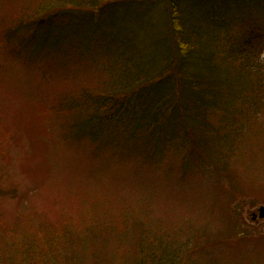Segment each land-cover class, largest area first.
<instances>
[{
    "label": "trees",
    "instance_id": "16d2710c",
    "mask_svg": "<svg viewBox=\"0 0 264 264\" xmlns=\"http://www.w3.org/2000/svg\"><path fill=\"white\" fill-rule=\"evenodd\" d=\"M155 1L161 2L167 21L159 41L167 38L171 43L170 53L157 71L149 67L136 44L133 31H145L141 21L146 15L138 13L135 0H45L44 12L34 18L23 12L4 29L3 46L10 57L26 68L37 67L36 72L50 77L52 83L71 82L80 71L94 73L96 77L90 74L92 88L58 101L62 108L58 114L68 113L69 119L61 120L66 137L83 138L89 147L105 145L115 154L131 155L136 148L146 153L148 160L157 152L170 153V141L181 137L177 148L181 150L176 154H183L187 163H194L197 145L213 140L210 149L217 163L213 172L233 182L234 159L248 156L241 148L234 150L236 138L244 136L243 120L238 116L254 118L264 102V73L259 61L264 52V18L256 25L248 15L239 18L233 14L237 18L233 21L229 12L235 6L251 8L252 2L260 6L264 0ZM240 21L239 29L245 24V31L231 34ZM104 54L108 62L102 66L96 58L102 59ZM222 54L228 63L213 68V59ZM200 58L205 59L203 63ZM223 69L232 75L224 74ZM10 112L0 109V141L1 133L9 129L6 115ZM12 146L16 144L7 149ZM10 161L5 148L0 149V162ZM204 168L207 172L210 167ZM32 186H37L36 180ZM30 188L28 195L37 194L33 192L36 187ZM8 189L0 186V197L16 200L18 215L10 225L0 226V264H193L192 248L206 234L202 229L188 231L177 223H168L171 228H165L161 223L148 226L144 221H130L140 234L137 244L108 260L96 249L103 242V226L88 218L86 210L70 217L87 203L84 197L77 208L78 189L76 206L67 202L70 191L66 188L53 194L52 201H57L60 209L41 211H36L39 204L24 190ZM26 200L37 206L21 211ZM1 204L5 205L2 199ZM184 210L191 213L187 205ZM203 215L208 216L205 211ZM200 218L204 222L208 219Z\"/></svg>",
    "mask_w": 264,
    "mask_h": 264
},
{
    "label": "rangeland",
    "instance_id": "374dc122",
    "mask_svg": "<svg viewBox=\"0 0 264 264\" xmlns=\"http://www.w3.org/2000/svg\"><path fill=\"white\" fill-rule=\"evenodd\" d=\"M44 2L0 0V109L11 111L6 115L9 129L1 133L3 140L0 141V149L5 148L11 161L0 162V186L11 191L24 190L26 195L28 187H36L33 192L37 194H29L31 200L39 204L36 211L60 209L59 203L52 201L53 194L66 188L70 191L67 202L76 206L78 189L77 208L84 197H87V203L70 217L81 215L86 210L88 218L103 226V242L96 249L108 260H115L123 249L129 251L133 244H137L140 234L136 233L131 222L138 220L148 226L161 223L162 227L171 228L168 223H177L188 231L205 230L200 244L194 248L188 245L189 249H194L191 253L193 264H264V218L252 216L255 210L264 207V102L259 105L260 114L254 118L246 111L244 113L249 118L238 116V120H243L244 136L236 138L238 146L234 150L241 148L240 151L247 152L248 156L240 155L234 159L233 182L213 172L212 168L215 169L217 164L213 161L214 150L210 149L213 140L206 145H197L194 163H187L183 154H176L181 150L177 149L181 137L170 141V153H154L152 160L136 148L131 155L128 152L115 154L105 145L89 147L83 138L73 140L66 137L61 120L69 119L68 113L58 114L62 109L57 106L58 101L77 92L73 95L76 97L92 88L94 84H89L94 73L80 71L71 77V82L62 85L52 83L50 77L36 72L37 67L26 68L10 57L2 40L4 29L19 14L24 12L29 15L27 18H34L37 13L44 12ZM134 5L139 14L146 15L141 21L145 31H133L136 44L149 67L157 71L163 66L162 59L171 48L167 38L163 41L167 43L159 41L167 26L161 2L135 0ZM250 7L245 10L233 7L229 12L232 20L237 19L233 14H238L239 18L245 15L252 17L256 25L263 21L264 4L257 6L252 2ZM241 22L234 25L231 34L245 31V24L239 29ZM158 43L162 44L158 47ZM139 46L147 50H141ZM102 56L96 60H100L103 66L108 58L105 54ZM263 56L264 52L259 55V61L264 73ZM225 63H228L225 54L212 61L215 69L224 67ZM222 71L232 75L231 71ZM98 80L101 81V77ZM40 108L42 110L38 112ZM70 120L75 119L70 117ZM9 144L16 146L8 150ZM185 147L182 148L184 151L188 146ZM197 155L201 159L197 160ZM198 164L210 168L206 172ZM35 180L37 186H32ZM0 199L5 203L0 205V213L3 212L0 226H7L18 215V202L9 197ZM32 204L26 200L21 211L28 206L35 208L36 204ZM185 205L191 213L184 210ZM204 211L208 216L203 215ZM201 216L207 217V221L204 222ZM154 233H157L155 228ZM203 258L207 261H202Z\"/></svg>",
    "mask_w": 264,
    "mask_h": 264
},
{
    "label": "water",
    "instance_id": "95a60500",
    "mask_svg": "<svg viewBox=\"0 0 264 264\" xmlns=\"http://www.w3.org/2000/svg\"><path fill=\"white\" fill-rule=\"evenodd\" d=\"M258 217L259 219H263L264 218V207L261 206L258 208L257 210V215L256 214H253V217Z\"/></svg>",
    "mask_w": 264,
    "mask_h": 264
},
{
    "label": "bare ground",
    "instance_id": "6f19581e",
    "mask_svg": "<svg viewBox=\"0 0 264 264\" xmlns=\"http://www.w3.org/2000/svg\"><path fill=\"white\" fill-rule=\"evenodd\" d=\"M200 60H201V63H203V61L205 60L204 58H200Z\"/></svg>",
    "mask_w": 264,
    "mask_h": 264
}]
</instances>
